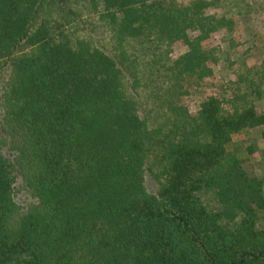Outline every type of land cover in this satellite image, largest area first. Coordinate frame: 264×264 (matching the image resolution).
<instances>
[{"label":"trees","instance_id":"obj_1","mask_svg":"<svg viewBox=\"0 0 264 264\" xmlns=\"http://www.w3.org/2000/svg\"><path fill=\"white\" fill-rule=\"evenodd\" d=\"M250 1L0 0V264H264Z\"/></svg>","mask_w":264,"mask_h":264},{"label":"rangeland","instance_id":"obj_2","mask_svg":"<svg viewBox=\"0 0 264 264\" xmlns=\"http://www.w3.org/2000/svg\"><path fill=\"white\" fill-rule=\"evenodd\" d=\"M250 2H251L250 3L251 8L249 13H251L252 15L250 16L249 24L251 28H256V29H252V36L250 40L251 42L263 43L264 42V9H263L264 0H251ZM260 27H262V29ZM244 47L245 45L239 44L236 47L237 52H235L234 54L235 55L238 54ZM254 135L255 132H247V133L242 132L235 134L232 139V147H237L239 149V152L243 154L242 151L247 144L246 142L249 139H251V137H253ZM262 144L263 142H260V145Z\"/></svg>","mask_w":264,"mask_h":264}]
</instances>
